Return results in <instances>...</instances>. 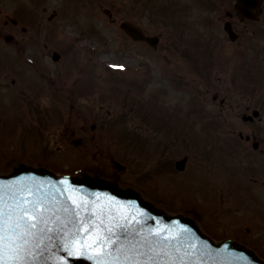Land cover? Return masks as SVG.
<instances>
[{
	"label": "water",
	"instance_id": "obj_1",
	"mask_svg": "<svg viewBox=\"0 0 264 264\" xmlns=\"http://www.w3.org/2000/svg\"><path fill=\"white\" fill-rule=\"evenodd\" d=\"M135 195L89 175L29 167L0 175V255L6 264L32 253L44 255L42 264H262L235 243L211 244L196 225L166 219Z\"/></svg>",
	"mask_w": 264,
	"mask_h": 264
},
{
	"label": "rangeland",
	"instance_id": "obj_2",
	"mask_svg": "<svg viewBox=\"0 0 264 264\" xmlns=\"http://www.w3.org/2000/svg\"><path fill=\"white\" fill-rule=\"evenodd\" d=\"M81 5H83V8L76 12V14L71 18L73 20V23L71 24V19L67 21V23L63 26V28H57V35L56 39L60 42V49L71 51L73 53H76L78 56L72 54L74 57H78L80 63L86 65V63L90 64L93 62L94 68L91 71H86L89 76L92 74L95 75V71L97 69L100 70L102 67V63L104 61L109 60L110 62H118V61H127V58H133L135 59L132 63L141 64L142 67L145 68L144 71L150 72L152 71V68L156 69L157 64L155 61V56L152 55V49L150 47L141 45L137 49V46L130 45L125 42H123L122 35L117 33L116 34V26L112 25L110 23V18L108 14L104 13L98 6H100L98 3L101 2L103 4V8H111L113 12L117 14H122L123 16H127L128 12L131 11L133 13H143L141 11L142 6L144 4L141 2L142 0H113L114 3H119L118 5H112L108 3V0H80ZM191 0H186V4H189ZM212 1L215 2V5L212 4ZM228 3V0H208V5H205V0H201V5L199 6L201 9H196L194 14L190 15V18L199 22L201 26V31H203L205 34L207 33V41H209V44L214 48H218L216 55L214 57L220 58L222 52H220L223 45L219 46L220 44H224V41L222 40L224 36L223 30H221L219 26V22L211 18H217V12H215V9H218V11H221L222 5H226ZM208 6L207 9L210 10H204V8ZM72 9L75 10V5L73 3ZM78 9V6H77ZM187 14H189V11L187 10ZM68 14L64 15V19L68 18ZM75 18V19H74ZM199 28V27H198ZM86 33V35H84ZM45 35H49L45 33ZM83 36V37H82ZM170 35H165V43L167 42ZM202 39V37H201ZM74 42H72V41ZM76 42V43H75ZM54 46H57L55 40L53 42ZM74 45H83L86 46L88 49L87 51L82 52L77 49H74ZM53 46V45H51ZM125 50H122L124 47ZM135 46V47H134ZM219 46V47H218ZM95 48L96 50L93 51L92 48ZM163 47H166L165 45ZM40 48V45H39ZM78 48V47H77ZM224 48L227 49V51L230 52L228 55L227 60V70L231 67V62L229 58H231V51L232 46H225ZM42 49V47L40 48ZM79 49V48H78ZM92 50L95 57L90 54L88 51ZM225 51V50H224ZM223 51V52H224ZM131 56V57H130ZM68 58V55H65V59ZM100 66V67H99ZM59 66L57 64L54 65V68H58ZM111 69H113V64L111 65ZM120 69L115 73V69H113L110 73L107 72L109 68H103V71L106 72V76H110L113 83H119V81H122L121 79L116 80L115 76H117V73L119 70H126L123 67H120ZM67 70H72V67L69 65L66 67ZM131 69L137 70L134 66L131 67ZM102 71V72H103ZM139 71V70H138ZM99 75L100 79L107 80L108 78L105 76V74L100 73L96 74V76ZM155 74H152L154 76ZM229 73L225 72L222 74V79L226 82V78L228 77ZM136 75L129 74V75H122V78H126L124 80H129L132 78H136ZM39 81L40 78L35 79ZM97 82V79L95 80V83ZM112 82L111 86H112ZM227 82H230L229 80ZM8 85L0 88V94L4 95V100L7 101V104H4L3 106H10L11 109H9V112H3V114H0V122H5L12 118H15L13 122L16 120V123L14 124V131L13 135L8 133L7 135L11 136L10 138H7L6 135L5 138H2L1 135H3L0 131V146L2 143V140L7 138L10 145L7 146V151L9 153L8 158H5L1 161L0 158V167L4 169L3 171H9L12 163L16 161V159H22L23 157H29L28 159L31 162L37 163L38 161L32 160L30 158H33L34 156L37 158L38 156L42 157H48L49 159L46 163L42 162L43 164L47 166H52L57 171L61 172H70L75 171L77 169H80L84 166V163L86 165H89L90 168L96 167V163L102 162L103 160H108L110 162V157L113 155L116 157V159H119L122 163H131V167H127L126 170L120 174L121 178H131L134 179V176L139 171H143L144 167L148 169V161L147 155L144 151V149L139 151L138 148L133 149L130 151L131 153L135 152L136 155L129 156V152L126 150V153L120 152L122 149L126 148L129 142L127 140L125 141L124 136L126 134L130 133L132 129L137 130L139 133L144 134L145 129H151L150 124H145L143 117L139 116L136 113H132V109L130 106H127V98L123 97V100L120 102V99L117 97L116 93L113 96L114 98L110 97L109 90L106 91L105 95H98V99L94 97L95 95H90L87 93L86 95H82V98H78L76 102L71 99L70 101L68 99L63 100L64 106L56 107L53 110L54 113H59V115L56 116L55 120L53 122H49L48 119L43 120L40 123L41 126L38 127L37 124H30V117L31 121L33 120V117L35 116V110L31 112L30 109L28 111V115L25 113L26 111L21 108V106H17L18 103H20L21 98L20 93H22L24 89H28V87H21L18 90L19 85L11 86L9 82H7ZM123 83V82H122ZM134 83V82H133ZM38 84V83H37ZM156 84V83H155ZM153 84L151 88L145 86L146 88H149L146 90L147 94L151 92L153 87L155 86ZM162 82H160L158 85L162 86ZM157 85V84H156ZM181 87L179 89L173 88L172 91H168L162 95L163 102L166 104V106H173L177 103H187L188 99L187 96V90L189 87L186 85V81L183 80L181 82ZM41 87V86H40ZM40 87L37 88V92H41ZM43 91V90H42ZM137 93V91H135ZM17 94V95H16ZM99 94V93H98ZM16 95V96H15ZM23 95V94H22ZM21 95V96H22ZM52 95V94H51ZM48 95L40 96L42 98V105L45 107L51 106L52 101L47 98ZM53 96V95H52ZM13 98H17L16 103L13 102ZM58 98L57 95H55L54 99ZM136 100L138 99L136 96L134 97ZM97 101V102H95ZM99 101V108H93L95 103H98ZM70 103V104H69ZM3 106L0 105V110L3 108ZM212 107H215L214 105ZM22 109V110H21ZM24 110V111H23ZM18 112V113H17ZM43 113H47L44 110H42ZM23 113V114H22ZM48 114V113H47ZM134 114V115H133ZM161 112H157L154 109L149 110V117L150 118H157L160 117ZM28 116V118H27ZM45 115H42V118ZM54 117V116H53ZM163 118H161L159 121H162ZM12 121V120H11ZM45 121V122H44ZM98 123V130L91 129V125ZM11 124V123H10ZM8 124V125H10ZM19 125V127H16ZM238 125V124H236ZM235 125V126H236ZM35 128H34V127ZM239 126V125H238ZM6 127V126H4ZM10 126H7L5 129H9ZM122 127L125 129L123 130ZM140 127V128H138ZM82 128L84 129V133H82ZM2 130V129H0ZM25 130V131H24ZM93 130V131H91ZM156 130V129H155ZM24 131V132H23ZM27 131V132H26ZM25 132L27 133V137L25 138ZM154 132V131H153ZM159 132V131H158ZM217 132L219 133L217 136H221V134H224L225 131H222L221 128L217 129ZM230 132V131H228ZM5 134V133H4ZM15 134H22V138H19L20 136H17ZM37 134H40V143ZM145 135V134H144ZM83 138L84 142L80 146H76L72 143L73 139H79ZM150 137H152L150 135ZM22 139V144H21ZM6 141V140H5ZM173 143V142H172ZM41 144V145H40ZM20 145L23 146V149L25 152L20 151ZM146 143H143V146H145ZM194 144L191 142L190 147H188L185 143H176L175 147L171 148V158L172 161L176 160V158H179V156H182L186 154L187 152L191 154L193 157L192 160H194L193 163H199V167H201L203 170L207 169L205 162L210 159H217L218 153L216 154H209L208 156L205 154H202L199 149L194 148ZM224 146V148H222ZM146 147V146H145ZM2 149V147H0ZM225 149V150H224ZM226 151L227 147L220 142L217 151ZM143 154V155H142ZM28 160V161H29ZM29 161V162H30ZM155 163V162H154ZM190 163L189 165H196ZM5 164V165H4ZM158 162H156V165ZM199 174L195 170H191L189 174H187V177L182 181L184 185L192 186L195 189L199 188L202 184V180H200V177L197 176ZM150 190L152 191L151 187ZM163 190L160 193L161 199L166 200L165 203H169L174 205L175 207L183 206V204L180 203V200H177L173 195H166L162 193ZM261 219H264V215L261 216ZM224 222L227 223V220H224ZM222 230H225L224 228ZM219 234L222 235L220 230H218Z\"/></svg>",
	"mask_w": 264,
	"mask_h": 264
},
{
	"label": "flooded vegetation",
	"instance_id": "obj_3",
	"mask_svg": "<svg viewBox=\"0 0 264 264\" xmlns=\"http://www.w3.org/2000/svg\"><path fill=\"white\" fill-rule=\"evenodd\" d=\"M21 0H15L18 7H23L25 6V4H27L28 0H25L23 2H20ZM33 4L39 6V7H43L44 10H47V6H45V4L49 1V0H30ZM6 5V3H4V0L0 1V37H2L1 35H5V34H10L12 33V38L15 40L16 43L21 44V42H23L22 40H20V34L22 32H25L26 29L22 26V23L20 20L18 19H13L10 16L8 17L6 11L4 10V6ZM15 4H9V6H14ZM42 5V6H41ZM51 14V12H49ZM54 15H50L48 16L50 20H52L54 17ZM40 24L38 22H34L33 23V27L35 28H39ZM145 31H147L145 29ZM15 32V33H13ZM161 34V33H160ZM251 55V51L248 53V57H250ZM257 58L259 60H261L262 63H264V54H260L257 55ZM255 60L253 62V64H255ZM236 92L237 97L235 100V109L239 108L238 110V116L242 117V119L244 120V122L246 124H249V127H246V130H248L246 133L247 135V139L244 140V143L246 145V143H250V139H255V144H257V146H255L254 144V150L252 152L247 153L244 151V149H241V153H240V159L239 161H253L256 162L259 161H263L264 162V129L261 128L260 122H261V114L259 111V115L258 116H251L249 115V113L251 112L249 106H247L246 104V99H248L249 97H245L244 94H240L243 91V88L241 84L236 82ZM262 84L260 82H253L251 84V102L253 103L255 99L259 98V94L260 92L257 93L258 90V85ZM247 85V84H246ZM245 85V87H246ZM246 110V112H245ZM252 117V118H251ZM258 117V118H257ZM255 128V129H254ZM254 129V130H252ZM252 130V131H251ZM251 131V132H249ZM261 144H263L262 146H260Z\"/></svg>",
	"mask_w": 264,
	"mask_h": 264
},
{
	"label": "snow or ice",
	"instance_id": "obj_4",
	"mask_svg": "<svg viewBox=\"0 0 264 264\" xmlns=\"http://www.w3.org/2000/svg\"><path fill=\"white\" fill-rule=\"evenodd\" d=\"M33 227H35V225H33ZM3 240H4L3 235H0V253H2L3 250ZM0 264H6V262L2 258V255H0Z\"/></svg>",
	"mask_w": 264,
	"mask_h": 264
}]
</instances>
